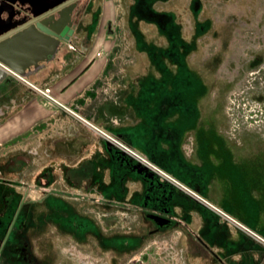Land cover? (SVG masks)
Segmentation results:
<instances>
[{
	"label": "flooded vegetation",
	"instance_id": "1",
	"mask_svg": "<svg viewBox=\"0 0 264 264\" xmlns=\"http://www.w3.org/2000/svg\"><path fill=\"white\" fill-rule=\"evenodd\" d=\"M65 1L67 43L89 47L104 0ZM108 1L109 50L122 56L103 100L123 108L126 93L138 122L5 141L0 264H133L152 243L198 264H264V135L244 130L264 128L255 120L264 114V0ZM31 9L30 0H0V28L34 18ZM220 20L225 29L214 27ZM143 23L163 45L144 40ZM134 41L153 69L129 86ZM13 88L9 75L0 82V117ZM224 112L230 126L220 124ZM104 115L114 126L122 120Z\"/></svg>",
	"mask_w": 264,
	"mask_h": 264
},
{
	"label": "crops",
	"instance_id": "2",
	"mask_svg": "<svg viewBox=\"0 0 264 264\" xmlns=\"http://www.w3.org/2000/svg\"><path fill=\"white\" fill-rule=\"evenodd\" d=\"M102 2L103 10L98 20L97 29L92 35V44L85 48L80 43V46L77 44L75 48H72V44L70 43L62 44L50 60H38V67L36 68H34L33 65L30 66V71L23 77L24 84L28 87L35 88L38 92L39 89L49 87L50 94L54 100L64 104H71L75 107L79 106L85 109L90 103L94 102L92 101L93 96L91 95L92 85L105 71H117V66L113 63V53L109 50L114 42V38L109 36L106 31L108 22L113 19L111 9L112 2L108 0ZM143 24L144 26H142V28L144 30L142 29V31L144 40L147 43L153 42L158 46L163 45V37L151 31L152 27L148 24ZM82 39V35L77 38L79 42H81ZM133 49L134 50L130 49L127 54L131 55V53H133L135 61L129 63L124 68V81L129 86L136 84L138 81L143 82L146 74L153 69L150 64L149 50L138 47L135 41ZM13 76L14 74H9V77ZM125 94H123V108H121V105H113L111 102L98 103L95 107L96 113L93 116L95 118L94 121L101 127L108 129L116 128L124 130L134 126L138 122V116L137 113L129 109V106L126 104L127 94ZM38 100L37 109H41L42 103H40V98H38ZM23 106L26 107V104ZM123 109H128L127 115L126 112H123L125 114L122 113ZM25 111L26 110H24L23 117L20 116L17 119L21 120V117L22 120L23 118L25 119L28 115V111ZM87 111H90V106L87 107ZM106 112L108 116L115 113L120 115L122 119L120 124L114 126L108 122L104 115ZM35 114L34 120L39 118L37 120H39L40 123L43 118L49 114V116L54 117V125L65 124L68 126L69 122L72 121V126L79 127L73 119L69 120L68 116L66 117V115L56 107L50 108L45 114H42L41 111L38 114L35 112ZM76 140L77 142L83 141V138H77ZM238 214L244 217L243 212H239ZM260 214L261 213H258V221L262 219Z\"/></svg>",
	"mask_w": 264,
	"mask_h": 264
},
{
	"label": "rangeland",
	"instance_id": "3",
	"mask_svg": "<svg viewBox=\"0 0 264 264\" xmlns=\"http://www.w3.org/2000/svg\"><path fill=\"white\" fill-rule=\"evenodd\" d=\"M219 14L223 15V10L220 9ZM221 23H222L221 20L217 21L214 27L219 29L220 28L225 29L226 26L222 25ZM209 35H206L205 36L206 38L202 39L207 47L212 44V38L207 37ZM118 53L119 52H116L113 55V62L116 55L122 56V53L119 54ZM105 72L102 75H100L99 79L92 85L91 95L93 96L94 100L92 99V101L94 102L90 104L88 103L89 104L88 106H90L89 112L87 111L88 106L84 109L79 106L75 107L72 106L71 104H64L62 102L54 100V98L50 94L49 87L47 88L49 90L48 92L51 98L46 96L43 92L40 91L38 92L33 87H28L26 84H24L23 78L18 77L16 75L10 77L14 87L13 89L15 94L11 102V105L7 108V111L5 112L4 116L0 117V151L4 150L3 146L5 144V141L10 140L15 135H23V139L20 141V143H33L36 142V140H38L40 137L41 138L47 137L48 134H53V133L60 134V131L62 132L64 127L67 128L69 125H72V121L69 122L68 126L65 124L54 125V117L49 116V114L48 116H45L43 118L41 123L39 122V120H37L39 118H36L34 120V116L36 115L35 112L38 114L41 111L42 114L43 113L45 114L50 108H55V107L58 110H60L64 115H66V117L68 116L69 120L73 119L79 126H83L88 130L91 129L95 132V134H99L98 131H100V125L97 124L96 121H94L95 118L93 117L96 113L95 107L98 103L99 104L104 103L105 101L103 100L105 96L104 94L107 93V91L109 90L108 87L111 82L110 77L112 74H114V71H105ZM118 75L119 74H117V76ZM235 87L236 85H233L232 89H234ZM37 97L40 98L41 100L40 102L42 103L41 109H37V104H38L37 101H39ZM134 99L136 101H141L140 95L135 96ZM243 102L246 104L247 101L243 100ZM24 104H26V107L23 106ZM222 104L225 105V106L220 105L222 110L224 109L226 111L227 108L226 105H229L228 100L224 99ZM245 104H242V106L239 107V109L246 108L244 106ZM261 105L264 106L263 104ZM24 110L28 111V115L26 116L25 119L23 118L22 120ZM225 114L226 113L224 112V116ZM263 115H261V117L255 116V120L256 121H258L259 119L263 120L264 119ZM20 116H22L21 120L17 119ZM229 118L225 116L224 117L225 120H223V122L220 124H224L223 126L225 127L230 126L231 124H233V120L231 118L229 120ZM240 118L241 117H239V121ZM36 128L38 129V131L35 130ZM241 128L244 129L245 127H241ZM244 130L249 135H258L257 137L261 136L262 134L264 135V128L263 129L261 128V130L253 129V131L250 128L249 129L245 128ZM113 222H114V218L112 216H109L107 218V223L113 225ZM164 244L165 243L149 244L146 249L147 250L146 256L145 257L135 256V259L133 260V264H198L193 259L184 260V257H181L179 250L177 251V248L174 245L170 246ZM162 251L164 253H162ZM144 252L145 251L143 250V253ZM107 264H112V262L110 261Z\"/></svg>",
	"mask_w": 264,
	"mask_h": 264
},
{
	"label": "water",
	"instance_id": "4",
	"mask_svg": "<svg viewBox=\"0 0 264 264\" xmlns=\"http://www.w3.org/2000/svg\"><path fill=\"white\" fill-rule=\"evenodd\" d=\"M30 3L34 18L0 28V82L11 73L23 78L31 65L38 67V60H50L72 33L65 0Z\"/></svg>",
	"mask_w": 264,
	"mask_h": 264
},
{
	"label": "built area",
	"instance_id": "5",
	"mask_svg": "<svg viewBox=\"0 0 264 264\" xmlns=\"http://www.w3.org/2000/svg\"><path fill=\"white\" fill-rule=\"evenodd\" d=\"M39 91L40 92H43L46 96H48V97H50L51 98V96L49 95V90H48V88L47 87H44L43 89H39Z\"/></svg>",
	"mask_w": 264,
	"mask_h": 264
},
{
	"label": "bare ground",
	"instance_id": "6",
	"mask_svg": "<svg viewBox=\"0 0 264 264\" xmlns=\"http://www.w3.org/2000/svg\"><path fill=\"white\" fill-rule=\"evenodd\" d=\"M22 78V77H21ZM24 79V78H23ZM169 175V174H168ZM82 255V254H81Z\"/></svg>",
	"mask_w": 264,
	"mask_h": 264
}]
</instances>
